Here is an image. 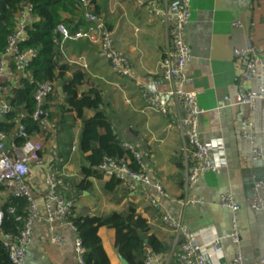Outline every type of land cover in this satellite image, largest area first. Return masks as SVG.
<instances>
[{
	"label": "crops",
	"instance_id": "crops-1",
	"mask_svg": "<svg viewBox=\"0 0 264 264\" xmlns=\"http://www.w3.org/2000/svg\"><path fill=\"white\" fill-rule=\"evenodd\" d=\"M93 1L87 10L78 2L74 5L75 14L62 12L61 23L69 29L107 30L116 51L127 59L132 77L117 76L109 62L100 57L96 42H66L63 51H58V65L64 64L66 72L56 82L57 93L44 106L56 128L44 139L43 164L32 166L27 176L39 209L42 211L44 206L45 170L57 162L65 176L60 193L73 202L76 216L103 217L133 209L145 220L147 229L139 233L145 237L154 235L164 248L162 252L146 250L151 264H157V254L165 255L172 263L176 260L175 234L162 224L163 210L189 232L201 233V239L217 237L222 248L218 264H233L236 250L242 253L243 264H259L258 259L264 256V202L260 209H254L252 201L256 196L264 200V102L251 114L240 101L243 91L257 90L261 81L256 76L244 77L243 60L234 50L252 48L264 62V0L189 1V20L183 36L191 53L185 69L190 83L185 89L195 92L197 104L203 110L197 117L202 140L222 144L225 162L220 173L205 172L193 183L186 181L187 157L182 136L173 123L178 112L172 110L164 116L147 108L140 91L141 85L156 90L168 88L159 70L168 47L162 20L136 8L132 0ZM157 1L164 6L168 3ZM234 22L239 25L233 26ZM54 32L55 45L60 35L55 27ZM77 71L84 75L79 94L91 88L98 91L102 100L99 109L120 145L130 143L142 153L147 174L153 181H160L167 197L139 182L129 188L104 178L96 168L91 173L85 170L89 166V152H82L79 147L82 120L94 116L96 110L84 108L82 115L77 116L61 87ZM262 78L264 83V70ZM251 120L252 128L248 125ZM255 148L262 150L256 159ZM211 158L216 160L214 155ZM259 180H263L260 185ZM222 193H229L239 204L235 220L238 243L226 236L233 214L220 204ZM150 197L160 209L150 205ZM184 200L195 202L184 205ZM54 227V233L62 238L59 242L49 234L46 225L33 223L23 264H78L74 230L63 220H56ZM96 234L107 264H122L120 256L131 264L116 245L114 228L100 226ZM210 257L207 255L209 261Z\"/></svg>",
	"mask_w": 264,
	"mask_h": 264
},
{
	"label": "built area",
	"instance_id": "built-area-1",
	"mask_svg": "<svg viewBox=\"0 0 264 264\" xmlns=\"http://www.w3.org/2000/svg\"><path fill=\"white\" fill-rule=\"evenodd\" d=\"M11 1L0 0V6ZM44 1L41 0L43 3ZM167 1L168 3L164 6L157 0H132L136 8L145 9L150 17L162 20L168 38V47L159 62L162 79L168 84V88L156 90L141 85L140 91L147 108L164 116L171 114L172 110L178 112L173 123L182 136L187 157L186 181L193 183L198 175L205 172L220 173L225 166L222 158L223 146L202 140L197 128V117L203 110L197 104L195 92L185 89L186 85L190 83L185 69L190 61L191 53L183 34L189 20L190 0ZM79 2L84 10L90 6V0H79ZM7 13L6 11L4 16ZM11 15L12 27L5 37V46L0 51V243L6 250L11 264H23L25 249L32 236L33 223L38 222L46 225L49 234H52L54 240L59 242L62 238L54 233V222L63 220L75 232L76 261L78 264H85V247L82 244V239L77 234L73 223L68 220V216L74 213L73 202L64 198L60 193L65 176L57 162L51 163L44 173L45 190L42 211L39 209L37 197L27 179L32 166L43 164L44 139L56 128V124L49 120L50 113L44 109V106L57 93V89L55 82L36 81L30 72V66L37 56V51L32 47H25V44L29 39V31L38 21L36 3L34 0H21L16 4ZM1 24H4V18H1L0 13V26ZM238 25V22L233 23V26ZM55 30L60 35V40L54 45L55 51L62 52L63 44L66 42L79 40L96 42L99 44L100 57L109 62L112 71L117 76L132 77L127 59L116 51L114 40L107 30L103 28L97 30L92 27L69 29L62 23L56 24ZM234 54L243 60L244 77L256 76L261 81L257 90H245L241 93L240 101L247 105L252 114L258 104L264 102L262 78L264 62L252 48L235 49ZM23 80L32 85L34 109L29 114L21 107L19 114L13 118V128L7 132L3 128L7 123L6 115L12 109L11 100L14 98L16 90L23 87ZM28 119L37 125V130L33 133H29L24 124V121ZM248 125L253 127L252 120ZM245 135L246 133H244ZM121 146L132 154L134 161L140 167L139 171L130 169L129 158L116 160L110 157H104L96 170L104 178L116 179L129 188L134 186V182H139L150 189L152 188L162 197H167L168 194L160 181H153L147 174L142 153L130 143L123 142ZM261 154L262 150L255 148L253 158L256 159ZM213 155L216 156L215 161L211 158ZM262 183L263 180L257 182L258 185ZM8 198H24L26 201L23 214L15 216V221L20 224V228L15 233L4 232L1 229L4 216L1 205ZM219 199L220 204L230 209L233 214L231 229L226 236L233 243H238L239 233L235 220L239 204L229 193H222ZM148 201L152 207L158 208L159 204L154 198L150 197ZM194 202V200H184L182 204ZM263 202L264 200L256 196L252 201V207L260 209ZM7 212L13 214L14 206H9ZM161 222L175 234L177 253L173 263L165 255L157 254L155 256L157 264L219 263L218 259L222 254V248L217 237L210 240L201 239V233L189 232L181 222L175 221L171 214L164 210L161 211ZM209 254L211 255L210 261L207 258ZM258 263L264 264V256L258 259ZM144 264H151V256L148 254ZM233 264H243L240 250L235 251Z\"/></svg>",
	"mask_w": 264,
	"mask_h": 264
},
{
	"label": "trees",
	"instance_id": "trees-1",
	"mask_svg": "<svg viewBox=\"0 0 264 264\" xmlns=\"http://www.w3.org/2000/svg\"><path fill=\"white\" fill-rule=\"evenodd\" d=\"M21 0H12L0 6L1 18H4V24L0 26V51L5 46V37L12 27V12L16 4ZM93 4V0H90ZM36 3L39 20L34 23L29 31V39L25 47L36 49L37 56L30 66V72L36 81L57 82L62 80L66 70L65 65H58L60 54L54 49L56 33L54 27L62 21V12L75 14L74 5L78 0H34ZM90 2V3H91ZM8 12L5 16L4 13ZM68 20L66 24H68ZM64 24V23H62ZM23 87L16 90L14 98L11 100L12 109L6 115L7 123L3 128L9 132L13 128V118H15L23 107L29 114L34 109L32 98V85L23 80ZM84 83V75L80 72H74L69 80L61 86L66 93V102L73 107L77 116L82 115L84 108L96 110L94 116L82 120V129L79 137V147L82 152H89L86 156L89 166L85 168L88 173L95 172V168L101 163L104 157H110L116 160L130 159L129 167L134 171H139V165L134 161L129 150L124 149L116 135L113 132L110 122L99 109L102 104L101 96L94 88L88 92L79 94V87ZM24 124L29 133L37 130V125L31 120H25ZM114 184L119 181L111 180ZM26 201L24 198H8L2 205L4 213L1 229L4 232L15 233L20 228V224L15 221L17 214H23ZM9 206H14L15 212H7ZM68 220L73 223L77 234L82 239L85 247V264H107L108 258L104 253L100 239L96 231L100 226L114 228L116 231V245L123 256L128 258L131 264H144L146 250L151 249L154 252H162L163 246L154 235H147L141 238L139 232L147 229L143 218L136 215L133 209L125 213H111L107 216H68ZM0 264H11L7 252L0 243Z\"/></svg>",
	"mask_w": 264,
	"mask_h": 264
},
{
	"label": "water",
	"instance_id": "water-1",
	"mask_svg": "<svg viewBox=\"0 0 264 264\" xmlns=\"http://www.w3.org/2000/svg\"><path fill=\"white\" fill-rule=\"evenodd\" d=\"M92 19L93 18H91V20ZM139 235L141 238H145V236L142 233H139ZM120 260H121L122 264H128V262L122 256H120Z\"/></svg>",
	"mask_w": 264,
	"mask_h": 264
}]
</instances>
